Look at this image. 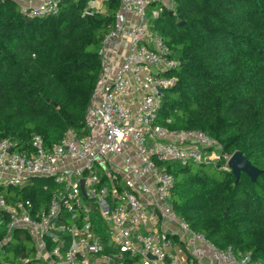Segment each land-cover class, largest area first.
I'll return each mask as SVG.
<instances>
[{"label":"built area","instance_id":"1","mask_svg":"<svg viewBox=\"0 0 264 264\" xmlns=\"http://www.w3.org/2000/svg\"><path fill=\"white\" fill-rule=\"evenodd\" d=\"M16 1L26 17H44L58 14L62 0ZM169 4L120 0L99 47L103 70L84 134L69 128L51 149L35 134L30 153L0 140V264H264L217 247L173 208L175 177L164 164L223 158L230 170L232 154L213 160L221 147L207 132L170 131L158 120L163 92L176 83L167 74L179 65L155 27ZM34 178L50 179L41 209L7 192Z\"/></svg>","mask_w":264,"mask_h":264},{"label":"trees","instance_id":"2","mask_svg":"<svg viewBox=\"0 0 264 264\" xmlns=\"http://www.w3.org/2000/svg\"><path fill=\"white\" fill-rule=\"evenodd\" d=\"M90 1L62 0L56 15L26 17L16 0H0V140L18 152L32 151L35 134L51 149L69 128L85 133L103 70L99 47L120 8V0H105V11L87 10ZM171 2L155 27L179 65L167 74L176 83L163 92L159 122L170 131L201 129L221 155L241 151L262 170L255 182L246 174L236 182L223 158L168 162L173 208L217 247L264 262V0ZM49 182L34 178L7 192L41 209Z\"/></svg>","mask_w":264,"mask_h":264},{"label":"water","instance_id":"3","mask_svg":"<svg viewBox=\"0 0 264 264\" xmlns=\"http://www.w3.org/2000/svg\"><path fill=\"white\" fill-rule=\"evenodd\" d=\"M228 165L236 178V182L239 181L242 174H246L253 182H255L257 181L259 174L262 172V170L254 166L241 151H236L232 154L228 161ZM148 256L152 258L150 254Z\"/></svg>","mask_w":264,"mask_h":264},{"label":"rangeland","instance_id":"4","mask_svg":"<svg viewBox=\"0 0 264 264\" xmlns=\"http://www.w3.org/2000/svg\"><path fill=\"white\" fill-rule=\"evenodd\" d=\"M96 1V2H95ZM94 1V6H95V9H93V10H101V9H105L106 8V3H105V0L104 1H102V0H95ZM157 8L159 7V5H157L156 6ZM165 9H168V10H171L172 9V5L171 4H169V6H166V8ZM220 147H218L217 149H219ZM219 151L220 150H213L211 153H210V155H211V157H212V159L213 160H216L215 159V156H217L218 155V153H219ZM213 162V161H212ZM200 165H203V164H200Z\"/></svg>","mask_w":264,"mask_h":264}]
</instances>
